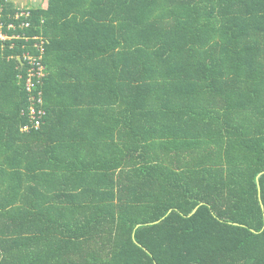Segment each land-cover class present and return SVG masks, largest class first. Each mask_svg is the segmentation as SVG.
Returning <instances> with one entry per match:
<instances>
[{"label":"trees","instance_id":"trees-1","mask_svg":"<svg viewBox=\"0 0 264 264\" xmlns=\"http://www.w3.org/2000/svg\"><path fill=\"white\" fill-rule=\"evenodd\" d=\"M2 3L0 264H264V0Z\"/></svg>","mask_w":264,"mask_h":264},{"label":"built area","instance_id":"built-area-1","mask_svg":"<svg viewBox=\"0 0 264 264\" xmlns=\"http://www.w3.org/2000/svg\"><path fill=\"white\" fill-rule=\"evenodd\" d=\"M6 14L4 13V6H3V3H2V0H0V41H7V40H10V39H15V38H18V35L17 34H8L7 32H5V30H15L16 29V26L14 25V23L10 22V23H5V21L3 20V17L5 16ZM30 13L29 12H20V13H16L15 16H14V19H18L19 17H29ZM11 15L8 14V17L11 19L10 17ZM30 27V23L28 22H21L20 23V28H28ZM43 42L41 41L40 44H36L35 45V48L37 49H40L41 51H43ZM27 55L29 54H24V59L25 61H28V59H32L31 56L28 57ZM33 65V64H31ZM34 67V66H33ZM35 68L31 69L29 75H28V78H27V90L28 92L31 93V98H30V101H33V105L32 107L30 108V112H29V115H30V123L24 125V127L22 128L23 130L25 131H28L31 129V125L33 124V127L36 128V129H39L40 126H41V123H42V117L43 115L45 114V110H42L40 109H37L36 106H35V102H37L40 106V104H42L44 102L43 100V93L40 92L39 93V97L36 98L35 96H33V92H34V83H33V77L38 73H35L33 72L32 70H34ZM41 71H42V68H41ZM38 75V74H37ZM42 74H39V76H41ZM37 76V77H39Z\"/></svg>","mask_w":264,"mask_h":264},{"label":"rangeland","instance_id":"rangeland-1","mask_svg":"<svg viewBox=\"0 0 264 264\" xmlns=\"http://www.w3.org/2000/svg\"><path fill=\"white\" fill-rule=\"evenodd\" d=\"M11 3L14 4V6L17 7H43L46 5L47 0H11Z\"/></svg>","mask_w":264,"mask_h":264},{"label":"crops","instance_id":"crops-1","mask_svg":"<svg viewBox=\"0 0 264 264\" xmlns=\"http://www.w3.org/2000/svg\"><path fill=\"white\" fill-rule=\"evenodd\" d=\"M44 8H46L47 7V3H46V5H44L43 6ZM70 131H72V130H70ZM73 132V131H72ZM70 145V147H64V146H61V147H59V148H61L60 150L62 151V152H64V153H62V154H64L63 156L61 155V157H64V158H66L67 157V159L69 158V157H71V156H69L68 155V153H66L65 151H70L71 149V153H73V154H77V153H79V150H83L82 149V146L79 144V143H73V144H69ZM76 151V152H75ZM77 155H79V154H77ZM77 155H76V158H77ZM69 160V159H68ZM11 256H9V258H10Z\"/></svg>","mask_w":264,"mask_h":264}]
</instances>
